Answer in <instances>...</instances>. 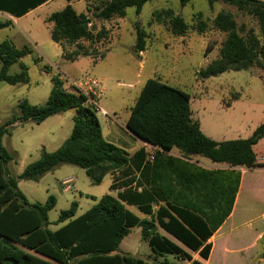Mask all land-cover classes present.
Segmentation results:
<instances>
[{
    "label": "trees",
    "instance_id": "trees-1",
    "mask_svg": "<svg viewBox=\"0 0 264 264\" xmlns=\"http://www.w3.org/2000/svg\"><path fill=\"white\" fill-rule=\"evenodd\" d=\"M46 1L0 0V13L19 18ZM149 1L106 0L96 8V17L105 21L122 18L130 7L139 13ZM178 1L185 6L190 0ZM217 1L207 0L209 6ZM220 1L255 18L259 34L252 31L240 34L231 14L218 13L213 27L226 36L219 57L198 72L202 79L264 66V1ZM164 14L172 15L169 10ZM45 22L52 24L50 39L59 46L65 60L104 58V54L95 57L77 43L85 40L99 44L107 38L108 30L100 28L94 32L85 14H78L70 4L51 13ZM10 25V20H0V30ZM171 25L176 34L185 32L180 17L172 18ZM144 39V32L137 26L135 53L144 50ZM67 45H76V48L67 54ZM30 53L25 46L18 49L11 41L3 40L0 82L27 84V69L20 60ZM16 63L20 72L9 75V68ZM51 81L52 88L43 106L30 105L27 100L18 104V121L39 125L54 115L73 110L71 133L56 151H43L18 176H10L7 164L12 156L2 146L1 139L8 134L7 128L12 123L0 126V264H148L140 258L118 253L122 240L134 227L140 229L141 239L153 253L171 254L188 264H203L211 248L208 239L231 212L240 179L236 168L264 166L256 163V150L264 145L254 149L264 137V124L247 139L215 142L192 119L187 93L158 79H147L129 109L125 129L151 150L141 147L129 154L103 137L97 109L90 103L95 101L91 94L66 91L58 75L52 76ZM174 150L177 155L172 154ZM195 156L213 164H225L228 169L203 168L190 162ZM61 165L84 170L92 185H99L110 175L109 191L115 196L103 195L78 217H75L78 205L72 202L54 222L63 225L51 231L48 212L54 208L55 198L49 196L43 204H30L17 184L19 180L38 181ZM126 206L136 207L148 219L140 220ZM158 228L186 249L197 252L201 261L192 260L178 245L159 234Z\"/></svg>",
    "mask_w": 264,
    "mask_h": 264
},
{
    "label": "rangeland",
    "instance_id": "rangeland-1",
    "mask_svg": "<svg viewBox=\"0 0 264 264\" xmlns=\"http://www.w3.org/2000/svg\"><path fill=\"white\" fill-rule=\"evenodd\" d=\"M105 1L72 0L71 3L78 14H85L94 32L100 28L108 30L107 38L99 44L85 40L77 43L95 57L104 54L103 59L96 61L82 58L77 62H67L61 56L60 48L50 39L52 24L45 22V18L61 10L67 4L66 0H54L19 19L14 25L0 30V43L9 40L16 48L25 46L31 51L20 60L27 69L28 83L8 85L0 82V126L12 123L7 128L8 134L1 139L2 146L12 156L7 164L10 176H18L27 165L38 160L43 151H56L71 133L73 110L54 115L39 125L31 121H18V104L21 101L27 100L30 105L37 107L44 105L54 75L59 76L63 88L69 92L77 90L73 84L84 87L86 78L97 81L95 95L87 88L84 89L85 93L94 97L95 101L90 103L97 109L101 128H105L106 124L114 128L111 139L107 138L108 131L105 130V139L126 150L132 148L133 142L138 144L125 133L124 124L129 109L147 79H158L187 93L191 99L192 117L202 121L205 133H208L206 128L223 132L238 120L245 122L248 127L257 125L261 120L264 124V66H253L246 71H228L207 79L198 75L199 71L219 57V49L226 36L213 27L215 16L220 12L231 14L242 35L250 31L259 34L255 18L220 0L212 6L208 5L207 0H190L185 6H181L178 0H151L143 5L139 13L130 7L125 10L124 17L105 21L96 17V8ZM167 10L171 11V16L164 14ZM157 14L160 15L155 18ZM174 17H180L185 24V32L181 35L176 34L171 25ZM0 20L9 19L0 16ZM137 26L145 35L144 50L139 54L134 51ZM75 48L76 45H67V54ZM37 57L40 61L35 62ZM19 72V63L13 64L8 70L9 75ZM234 101L237 102L229 108L228 105ZM102 109L108 115H102ZM172 154L177 155L174 152ZM256 154L264 157V147L257 149ZM195 160L200 165L209 163L200 156L195 157ZM67 179H71L72 183L65 191L62 182ZM111 180V176L106 175L99 185H92L84 170L61 165L38 181L19 180L17 186L30 204H43L49 196L55 198L56 204L48 212V229L55 231L63 224L55 225L54 222L72 202L78 205L75 215L78 217L103 195L115 196L109 191ZM160 232L167 236L165 232ZM118 253L140 258L148 264L185 262L171 254L153 253L141 239L137 227L130 229Z\"/></svg>",
    "mask_w": 264,
    "mask_h": 264
},
{
    "label": "crops",
    "instance_id": "crops-1",
    "mask_svg": "<svg viewBox=\"0 0 264 264\" xmlns=\"http://www.w3.org/2000/svg\"><path fill=\"white\" fill-rule=\"evenodd\" d=\"M53 1L54 0H48L44 2L43 4L39 5L35 9L29 11L28 13L19 18L11 17L5 13H0V16L8 18L11 21V25H14L19 19L36 11L37 9L48 5ZM71 3L72 0H70L69 2L67 1L66 5H71ZM49 15H47L46 18ZM82 58L94 61L90 57H79L73 62H77ZM236 102L237 101H234L232 105L229 104V108L235 105ZM192 119L194 118L192 117ZM194 120L199 122L200 130L202 131V133L215 142L247 139L251 136L257 126L263 124V121L261 120L259 123H257V125H254L253 127H248L245 122L238 120L236 124L229 126L223 132L206 128V130L208 129V133H205L202 126V121L199 119ZM101 130L104 138L107 137L105 130L108 131L107 138L111 139L114 135V128H112L110 124H106L105 128H101ZM125 133H127V135H129V137L133 139L131 137V134L126 129ZM263 138L257 143L256 146H254V149L264 143V141H262ZM133 141H137L138 144L135 145L133 142L132 148L123 150L129 154H132L135 150L141 147H145L147 151L151 150L150 146L142 143L140 140L133 139ZM173 152L177 154V151L174 150L172 151V153ZM195 157H192L190 162L197 163V165L203 168L225 170L228 169V166L225 164H213L209 160V163L205 165H200L196 160L194 161ZM256 163L264 164V157H258V155L256 154ZM236 169L240 173V179L231 212L223 221V223L218 227V229L213 233V235L208 239L207 243L210 244L211 248L208 255V259L202 261L203 264H264V166H257L252 168L238 167ZM126 208L134 215H136L140 220L148 219V216L140 213L136 207L126 206ZM153 208L155 209L156 207ZM160 231L163 230L158 228L157 232L159 234H161ZM166 235V238H168L170 241L173 240V243H175L186 253H188L191 256L192 260L201 261L197 252H192L186 249L185 247L181 246V244H177L176 241L168 234ZM184 264H188V262H184Z\"/></svg>",
    "mask_w": 264,
    "mask_h": 264
},
{
    "label": "built area",
    "instance_id": "built-area-1",
    "mask_svg": "<svg viewBox=\"0 0 264 264\" xmlns=\"http://www.w3.org/2000/svg\"><path fill=\"white\" fill-rule=\"evenodd\" d=\"M73 85L77 89L76 91H79V92L87 95L85 93V90H84L85 88H87L88 91L92 93V95H95V87L97 86V81H95L94 79L86 78L85 82H84V85H83L84 87L79 86L77 84H73ZM93 90H94V92H93ZM101 114L104 115V116L108 115L106 113V111L103 110V109L101 110ZM71 183H72L71 179H67V180L62 182V184L65 186V188H64L65 191L69 189V184H71Z\"/></svg>",
    "mask_w": 264,
    "mask_h": 264
}]
</instances>
